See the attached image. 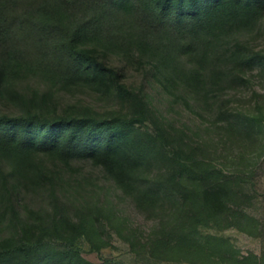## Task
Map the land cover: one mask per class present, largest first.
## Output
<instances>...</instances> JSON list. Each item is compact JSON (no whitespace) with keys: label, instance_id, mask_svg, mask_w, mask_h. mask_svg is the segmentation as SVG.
<instances>
[{"label":"rangeland","instance_id":"1","mask_svg":"<svg viewBox=\"0 0 264 264\" xmlns=\"http://www.w3.org/2000/svg\"><path fill=\"white\" fill-rule=\"evenodd\" d=\"M48 2L69 28L90 17L77 44L108 68L71 79L21 60L0 114L135 118L143 153L125 186L81 156L5 158L0 264H264V3L186 55L141 42L121 5Z\"/></svg>","mask_w":264,"mask_h":264},{"label":"trees","instance_id":"2","mask_svg":"<svg viewBox=\"0 0 264 264\" xmlns=\"http://www.w3.org/2000/svg\"><path fill=\"white\" fill-rule=\"evenodd\" d=\"M256 1L264 3V0ZM249 2L251 0H80L94 10L125 7V15L141 42L151 40L156 48L186 55L202 52L205 38L215 24L225 23L232 18L238 4ZM68 5L74 8L76 2L69 1ZM40 7L52 13L49 20L37 16ZM90 21V17L85 18L80 26L69 28L60 21L48 0H0V94L8 78L17 75L21 60L42 68L51 66L65 78L74 79L86 73L102 75L108 68L105 62L77 44L78 28ZM93 30L102 32L106 43L113 38V29L108 25ZM204 81L205 84L207 81ZM119 89L122 90V86ZM137 120L97 119L88 115L49 118L39 113L17 117L0 114V172L5 175L2 161L13 156L29 162L37 155L56 160L81 156L101 165L125 186L143 153L142 142L133 135Z\"/></svg>","mask_w":264,"mask_h":264}]
</instances>
